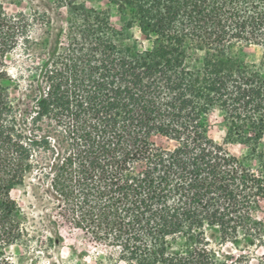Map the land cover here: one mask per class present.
<instances>
[{"label": "trees", "instance_id": "obj_1", "mask_svg": "<svg viewBox=\"0 0 264 264\" xmlns=\"http://www.w3.org/2000/svg\"><path fill=\"white\" fill-rule=\"evenodd\" d=\"M110 1L153 45L138 49L84 0H56L68 28L51 25L23 109L6 55L30 19L0 1V264H16L3 251L25 232L10 191L27 175L120 261L249 264L264 246V0ZM213 107L255 167L209 136Z\"/></svg>", "mask_w": 264, "mask_h": 264}, {"label": "rangeland", "instance_id": "obj_2", "mask_svg": "<svg viewBox=\"0 0 264 264\" xmlns=\"http://www.w3.org/2000/svg\"><path fill=\"white\" fill-rule=\"evenodd\" d=\"M3 9L9 14L24 13L30 19L29 37L21 39L19 45L6 55L10 79L4 83L10 96L19 109L30 106L35 95L33 76L36 67L42 63L45 55V43L51 25L58 28L63 24L68 28L70 9L68 6H55L56 0H0ZM86 7L106 11L112 27L122 31L140 50L150 48L153 39L147 38L137 23L130 27L132 11L120 8L110 0H84ZM52 23V24H51ZM242 52L248 59L260 57V50L254 46L244 47ZM239 51L240 54H243ZM209 136L239 158L248 167H255L256 160L250 157L249 149L241 143L225 140L226 125L222 113L217 107L211 108L204 117ZM264 150V138L261 142ZM40 161V157L37 158ZM33 176L27 175L23 184L15 186L11 197L20 208L18 220L25 230L17 244L3 249L16 264H128L118 260L116 250L94 241L82 230L67 220V212L56 208L52 199L43 190V185ZM257 217L264 223V199ZM58 233V234H56ZM58 240V243L55 241ZM249 264H264V246L255 247Z\"/></svg>", "mask_w": 264, "mask_h": 264}, {"label": "water", "instance_id": "obj_3", "mask_svg": "<svg viewBox=\"0 0 264 264\" xmlns=\"http://www.w3.org/2000/svg\"><path fill=\"white\" fill-rule=\"evenodd\" d=\"M55 243H58V240H56Z\"/></svg>", "mask_w": 264, "mask_h": 264}]
</instances>
